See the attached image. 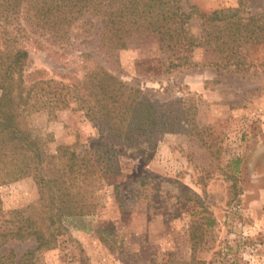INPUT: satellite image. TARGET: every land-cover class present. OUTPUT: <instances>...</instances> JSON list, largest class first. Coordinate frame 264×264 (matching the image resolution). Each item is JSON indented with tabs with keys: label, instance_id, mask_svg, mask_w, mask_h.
I'll use <instances>...</instances> for the list:
<instances>
[{
	"label": "rangeland",
	"instance_id": "1",
	"mask_svg": "<svg viewBox=\"0 0 264 264\" xmlns=\"http://www.w3.org/2000/svg\"><path fill=\"white\" fill-rule=\"evenodd\" d=\"M182 5L214 13L236 9L238 0ZM246 5L254 13L264 0ZM189 28L199 35V18ZM28 36L27 72L66 81L91 69L113 74L182 106L184 129L109 144L73 101L54 114H28V127L50 152L67 145L111 171L95 178L90 213L65 217L56 245L29 254L24 264H264V43L248 46L237 69L207 44L172 67L177 59L165 30L133 33L124 48L103 55L97 19L89 36L68 43ZM38 196L32 175L1 184L2 216L22 217ZM35 246L33 237L11 239L0 253L12 249L16 264Z\"/></svg>",
	"mask_w": 264,
	"mask_h": 264
},
{
	"label": "trees",
	"instance_id": "2",
	"mask_svg": "<svg viewBox=\"0 0 264 264\" xmlns=\"http://www.w3.org/2000/svg\"><path fill=\"white\" fill-rule=\"evenodd\" d=\"M246 4L238 0L234 10L203 13L194 6L184 8L182 0H0V185L32 175L39 192L18 219L2 216L0 199V247L11 239L33 237L36 242L16 264L55 246L66 230L65 217L90 213L94 180L111 171L103 160L67 145L50 152L46 139L28 127V114H54L73 101L109 144L130 145L147 135L184 129L182 106L154 99L113 74L91 69L81 79L66 81L48 78L38 69L27 72L28 32L68 43L80 34L89 36L97 19L99 53L112 56L133 33L165 30L167 50L177 59L170 62L172 67L207 44L224 65L242 69L245 49L264 43V7L253 13ZM194 16L200 20L199 35L190 32ZM11 255L12 249L0 253V264H14Z\"/></svg>",
	"mask_w": 264,
	"mask_h": 264
}]
</instances>
